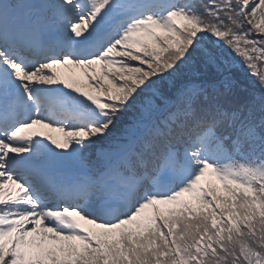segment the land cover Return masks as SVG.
I'll return each instance as SVG.
<instances>
[{
    "label": "snow or ice",
    "instance_id": "1",
    "mask_svg": "<svg viewBox=\"0 0 264 264\" xmlns=\"http://www.w3.org/2000/svg\"><path fill=\"white\" fill-rule=\"evenodd\" d=\"M0 264H264V0H0Z\"/></svg>",
    "mask_w": 264,
    "mask_h": 264
},
{
    "label": "rangeland",
    "instance_id": "2",
    "mask_svg": "<svg viewBox=\"0 0 264 264\" xmlns=\"http://www.w3.org/2000/svg\"><path fill=\"white\" fill-rule=\"evenodd\" d=\"M61 71H65V70L61 69ZM53 135H55V136H59L58 133H53Z\"/></svg>",
    "mask_w": 264,
    "mask_h": 264
}]
</instances>
